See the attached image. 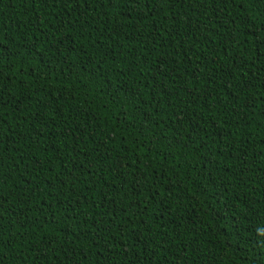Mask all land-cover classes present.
I'll use <instances>...</instances> for the list:
<instances>
[{"label":"trees","instance_id":"1","mask_svg":"<svg viewBox=\"0 0 264 264\" xmlns=\"http://www.w3.org/2000/svg\"><path fill=\"white\" fill-rule=\"evenodd\" d=\"M100 4L0 0V264H264V0Z\"/></svg>","mask_w":264,"mask_h":264},{"label":"snow or ice","instance_id":"2","mask_svg":"<svg viewBox=\"0 0 264 264\" xmlns=\"http://www.w3.org/2000/svg\"><path fill=\"white\" fill-rule=\"evenodd\" d=\"M62 2L67 3V0H62ZM73 2L78 3L83 6L84 4L87 3V0H73ZM166 2L167 0H101L100 7H104L105 5L111 7L114 3H116V4L121 5L123 14L132 15V13L135 11L137 14L141 16L142 19L144 18V16H148L149 14H151V18L155 20L156 12L158 10L162 11L163 5ZM129 4H134L135 7L129 8L128 7ZM67 12L71 13L72 9L68 8ZM169 16H171L173 20L176 19V17L172 15L171 13L164 14L165 19L169 18ZM158 31L159 29H157V32ZM3 55H10V53H6L4 48L0 47V56H3ZM3 123H4L3 121H0V125H3ZM3 151H4V145H3L2 139H0V155L3 154ZM260 223L264 225V219H262ZM261 236L262 238H264V232H261ZM2 248H3V245L0 244V250H2Z\"/></svg>","mask_w":264,"mask_h":264}]
</instances>
